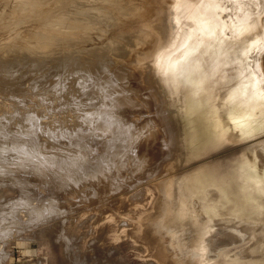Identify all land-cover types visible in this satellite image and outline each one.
Masks as SVG:
<instances>
[{"label": "bare ground", "instance_id": "bare-ground-1", "mask_svg": "<svg viewBox=\"0 0 264 264\" xmlns=\"http://www.w3.org/2000/svg\"><path fill=\"white\" fill-rule=\"evenodd\" d=\"M21 5L28 6L21 14L28 15L29 28L26 41L14 46L28 54L26 63L35 72L28 82L34 104L26 107L14 87L0 84L9 100L0 106V124L10 120L29 133L19 140L25 143L21 153L4 158L14 162L25 156L20 171L28 173V193L46 191L59 180L77 186L91 179L84 194L71 198L73 206L91 205L100 211L99 218L149 217L136 235L154 245L166 264H242L232 261L241 256L249 264H264L262 213L240 211L214 182L213 167L206 162L213 150L205 146L202 127L205 120L233 141L264 135V0H142L135 19L120 18L114 39L91 47L83 29L108 28L113 9L120 10L116 0H28ZM118 38L140 42L141 64L132 67L133 85L152 115L154 142L149 161L124 179L104 180L97 174L121 165L141 138L119 116L132 103L120 87L122 76L108 69ZM120 51L121 56L125 50ZM3 54L0 47V81L6 83L9 61ZM37 132L44 136L41 145ZM4 136L0 133V142ZM96 138L104 149L92 145ZM244 151L239 165L249 167L248 161L254 174L264 178V137ZM250 177L248 191L261 192L259 179ZM141 185L142 192L128 195ZM32 196L28 215L38 217L41 234L51 224L45 216L55 210L47 202L41 209L39 202L34 207L36 201L31 206ZM228 241H245L246 246L231 252L223 247Z\"/></svg>", "mask_w": 264, "mask_h": 264}, {"label": "rangeland", "instance_id": "rangeland-1", "mask_svg": "<svg viewBox=\"0 0 264 264\" xmlns=\"http://www.w3.org/2000/svg\"><path fill=\"white\" fill-rule=\"evenodd\" d=\"M24 1L28 0H0V47L4 52L1 58L9 61L5 73L8 79L6 83L0 81V84H9L14 87L17 90L15 94L21 99V102L26 107H30V104H34V101L28 95V82L31 77L35 76V74L33 75L35 72H32L26 63L28 54L22 50L19 51L14 46L16 41H26L27 39L28 15L23 16L21 14L23 10L21 9L23 7L21 3ZM141 1L116 0L117 4L120 5V10L113 9L114 6L111 7L110 10L113 9L114 18L108 28H103L99 32L83 29L86 37L90 40L89 42H91L87 46L106 45L109 40L114 39L117 27L120 25V18V22H129L135 19L136 17L133 14L138 11V5ZM23 8L28 10V6ZM36 20L35 22H37ZM29 22L34 23L33 21ZM97 37L98 39H96ZM117 41L119 44L117 49L113 53L110 52L111 55L107 59L108 69L110 74L115 75L118 73L122 76L119 82L120 87L125 88L123 90L132 103L130 108L127 106L121 108L119 116L132 127L134 133L141 134V138L131 146V151L121 159L122 163L120 164L122 166L119 165L111 170L107 167L105 171L97 174L99 176L97 179L102 178L104 180L124 179L127 173H132L134 168L140 165L142 161H149L151 159L152 143L154 142L151 134L152 127H154L151 120L152 115L147 110V104L140 101L141 94L133 85L132 67L141 64V61L138 62L139 52L141 51L140 42L135 39L124 42L120 38ZM34 42L30 43L32 45L36 44ZM120 48L125 50L121 56ZM133 60L136 63H134L135 61L132 62ZM260 63H264V54L261 56ZM5 95L7 93L0 90V106L9 101ZM53 118L60 119L57 115ZM49 120L44 119V122ZM0 133L5 134V138L0 142V264H166L159 258L154 245L136 235L138 226L147 227L149 217L141 219L135 214L124 213L117 219L99 218L100 211L91 207V205L81 209L73 206L71 198L84 194L86 192L85 187H87L85 185L92 183L91 179L81 181L77 186L70 183L71 181L59 182V180L57 181L59 184L53 182L50 187L48 185L46 191L45 188H41L42 191L34 190L35 192L31 189L33 192L28 193V184L30 183L24 177L25 175L28 176V173L20 171L21 165L25 163V156L21 154L19 159L14 162L9 159L5 161L4 158L9 154L16 157L18 153H21L25 149V143L19 140L28 139L29 133L27 135V129L20 128L10 120L3 127L0 124ZM35 136L39 144H43L44 136L38 132ZM261 137H264V135ZM261 137L255 138L254 141L259 140ZM96 139L90 141L92 145H97L96 148L103 146L100 144L101 138ZM73 140L70 141L73 142ZM250 141L237 142L223 149L220 148L213 152L206 159V162H213L228 156L235 157L237 162L243 161L240 153ZM104 148L105 146L102 147V149ZM95 150L97 151V149L93 151ZM96 151L95 155L97 154ZM243 166H245L244 163ZM14 173L19 174L14 175ZM143 186L145 185L132 188L128 195L131 197L136 196L137 193L142 192ZM41 192L44 194H41ZM37 193L39 196L41 194V198L43 197L41 200H38L40 197L37 198ZM31 194H33V200L35 199L34 203L29 202V204L32 203L31 206L36 201V203H40L41 209V204L47 202L49 203L47 204L48 207H54V213H56L55 216L53 209L49 213L50 207L49 209H43L44 212L49 213V216L46 215L45 219L51 221V224L48 222L50 227L41 234L37 227L38 217L28 215V198ZM32 198H30L31 201ZM39 203L34 207L37 208ZM43 208L45 207L43 206ZM50 216L54 220H50ZM53 216L55 217L52 218ZM224 243L225 246L223 247L230 249L231 252L242 251L245 247L244 241ZM210 257H213V255ZM243 260L247 261V259Z\"/></svg>", "mask_w": 264, "mask_h": 264}, {"label": "water", "instance_id": "water-1", "mask_svg": "<svg viewBox=\"0 0 264 264\" xmlns=\"http://www.w3.org/2000/svg\"><path fill=\"white\" fill-rule=\"evenodd\" d=\"M199 55L200 53L196 54V59ZM202 127H204L203 137L205 138V146L208 149L213 150V152L219 150L220 148L223 149L224 147L230 146L231 144L233 145L237 142H247V141H239V140L233 141L230 137H227L222 133H220L218 130H216V128H214L213 125H210L209 123L205 124V120L203 122ZM198 133L199 131H197V135ZM253 142L254 139H252L249 144ZM240 155H241L240 156L241 159H243L244 162L246 158L245 156H247L245 154L244 149L243 151H241ZM239 162H237L236 158L233 156L223 157L216 161L209 162L211 163V167H213L212 178L214 182L218 184L219 187L224 191L227 200L232 205L236 206L240 211H249L250 213L261 211L262 214L260 215V217L264 219V212L262 211L263 208L261 205L264 202V182H263L264 178H260L259 176H256L257 170L251 168L248 161H246L245 163H247L249 167L243 165L241 166L239 165ZM250 175L255 176L256 178L259 179V182L261 183V186L263 188L261 192L258 191V193L253 194L248 191V185H250V183L252 182L250 180L251 178ZM256 186L258 187L260 185H256ZM244 192L249 193L250 195H246ZM258 196L260 197V200L256 201L255 198H257ZM245 246H246V242H245ZM247 252L248 251H246L245 254ZM211 255L214 256V253H212ZM243 259H247V258L241 256V258H239L238 260L234 259L232 261L235 262L237 261V263H242V264H249L247 261ZM256 259H260V258H256ZM260 260H264V257H262Z\"/></svg>", "mask_w": 264, "mask_h": 264}]
</instances>
